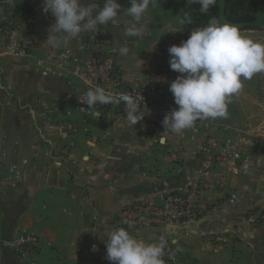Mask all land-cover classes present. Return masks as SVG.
Masks as SVG:
<instances>
[{
	"label": "crops",
	"instance_id": "crops-1",
	"mask_svg": "<svg viewBox=\"0 0 264 264\" xmlns=\"http://www.w3.org/2000/svg\"><path fill=\"white\" fill-rule=\"evenodd\" d=\"M117 3L119 11L128 7V0ZM164 5L155 1L149 7L139 37L125 34L127 16L118 26H101L126 78L165 69L177 73L170 69L167 49L186 40L193 28L180 17L186 3ZM54 23L51 13L43 12V0H0V237L8 242L24 229L44 238L37 264H113L102 234L118 227L146 242L162 238L191 263L264 264V225L247 217L249 209L264 205V145L250 149L233 166L216 164L210 183L221 180L223 186L206 191L208 210L196 220L136 227L126 212L138 201L183 191L199 176L198 146L239 133L243 103L255 95L241 89L231 96L227 115L200 127L192 141L186 129L181 140L169 132L161 143L163 131L151 126L150 113L135 126L124 122L117 109L86 120L70 103L79 87L72 70L82 54L84 33L53 48L45 40ZM117 41L128 46V55H119ZM13 42L26 45L27 53H7ZM61 53L72 60L62 63ZM261 82L264 78L248 80L250 86ZM149 97L174 103L171 92ZM0 264L25 263L1 244Z\"/></svg>",
	"mask_w": 264,
	"mask_h": 264
},
{
	"label": "clouds",
	"instance_id": "clouds-1",
	"mask_svg": "<svg viewBox=\"0 0 264 264\" xmlns=\"http://www.w3.org/2000/svg\"><path fill=\"white\" fill-rule=\"evenodd\" d=\"M154 2L128 0V7L119 11L121 6L117 0H43V12H50L55 18L45 41L55 48L82 33L93 34L95 38L101 26H107L109 22L118 26L122 16L130 18L125 25V34L142 36L143 18ZM194 2L199 3L201 12H207L215 4V0ZM182 23L191 24V17L185 14ZM117 51L119 55L126 56L129 48L117 41ZM167 51L170 69L180 74L169 84V91L178 107L166 113L162 120L161 143L165 142L166 133L181 134L198 120L225 117L229 98L241 91L243 81L264 73V43L235 24L221 22L216 17H211L202 27L193 28L186 40L169 46ZM84 95L83 104L89 108L111 102L100 86L90 88ZM122 99L130 106L126 118L134 126L144 116L137 114L133 99L126 94H122ZM96 114L100 115L99 112ZM102 235L107 259L113 264H164L162 257L166 241L162 238L157 242H146L119 227Z\"/></svg>",
	"mask_w": 264,
	"mask_h": 264
},
{
	"label": "built area",
	"instance_id": "built-area-1",
	"mask_svg": "<svg viewBox=\"0 0 264 264\" xmlns=\"http://www.w3.org/2000/svg\"><path fill=\"white\" fill-rule=\"evenodd\" d=\"M185 3L189 0H183ZM111 39L102 31L93 38V34H84L81 37L82 54L75 58L72 73L78 78L79 87L73 92L70 103L84 115V119L100 118L107 109L119 110V115L127 122L129 105L122 99L126 94L134 101V107L139 116L151 114V126L157 131H164L162 120L166 113L177 108L175 103L151 100L149 93L164 91L169 93V84L174 80L177 73L168 69L152 71L148 77L136 79L126 78L117 67L114 58V48ZM7 53L26 54L27 46L10 43L6 47ZM62 63L71 61L72 58L64 53L59 54ZM37 65L41 60H36ZM100 86L105 89L110 97V103L93 108L83 104L85 93L90 88ZM99 112L98 116L96 113ZM143 117V118H144ZM212 119L198 120L192 128L189 139L192 141L200 133V127L208 126ZM137 124V123H136ZM135 126V125H134ZM185 131V130H184ZM177 134L181 140L185 132ZM259 141L254 135H243L237 133L235 137H214L202 142L196 149L195 154L199 160V176L187 183L183 191H171L160 194L157 200L138 201L130 204L126 212L133 216L132 224L136 227L153 224L164 225L178 222H188L200 218L208 210L209 203L206 201L205 193L212 187H222L221 180L210 183L209 173L216 164L221 163L233 166L245 156L250 149L260 147ZM13 170V166L10 167ZM247 217L254 223L264 225V205L256 206L247 211ZM45 239L34 232L22 229L11 240L6 242L0 237V245L8 244L20 261L25 264H37ZM216 251V250H215ZM164 264H217L215 262L191 263L184 257L177 247L166 246L162 257Z\"/></svg>",
	"mask_w": 264,
	"mask_h": 264
},
{
	"label": "trees",
	"instance_id": "trees-1",
	"mask_svg": "<svg viewBox=\"0 0 264 264\" xmlns=\"http://www.w3.org/2000/svg\"><path fill=\"white\" fill-rule=\"evenodd\" d=\"M161 1L165 7H169L171 0ZM264 11V0H215L214 6H211L207 12L200 11L199 3L194 0L186 2L185 8L181 11L180 17L187 14L191 17V24L183 23L189 28L204 26L211 17H222L226 22L237 25L240 29H255L258 13Z\"/></svg>",
	"mask_w": 264,
	"mask_h": 264
},
{
	"label": "rangeland",
	"instance_id": "rangeland-1",
	"mask_svg": "<svg viewBox=\"0 0 264 264\" xmlns=\"http://www.w3.org/2000/svg\"><path fill=\"white\" fill-rule=\"evenodd\" d=\"M175 1L176 3L179 4V6L180 4H185L183 0H175ZM177 6L178 5L175 4L171 12L169 13V15L172 16V18L176 14V9L178 8ZM257 18H258L257 26L255 29H253L254 33L250 35L254 39L264 43V11L258 13ZM260 78L262 79L264 78V73L255 75L252 78V80L260 79ZM245 81H246V85L242 87V90H244L245 93H248L247 95L252 94V96L255 95V97L254 98L252 97L251 99H247L246 102L243 103L245 105L246 112L243 116V120H241V123H240L241 125H239L241 126L239 128L242 129L241 131H239V133H242L243 135L256 136L259 141V145L263 146L264 145V82L263 83L261 82V84L257 86L255 85L250 86V84H248V80H245ZM122 120L124 122H127L123 118ZM214 121H216V119H214ZM127 123L132 125L130 122H127ZM234 137L235 136H233V138Z\"/></svg>",
	"mask_w": 264,
	"mask_h": 264
}]
</instances>
